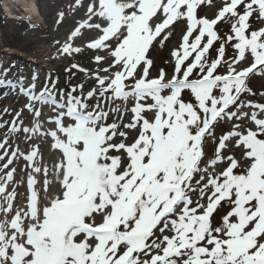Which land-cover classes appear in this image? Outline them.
<instances>
[{"label": "snow or ice", "instance_id": "1", "mask_svg": "<svg viewBox=\"0 0 264 264\" xmlns=\"http://www.w3.org/2000/svg\"><path fill=\"white\" fill-rule=\"evenodd\" d=\"M212 4L89 3L62 52H81L72 41L82 29L99 33L85 45L96 52L97 69H65L83 72L92 86L57 89L48 79L37 91L32 74L20 88L26 103L0 140V194L13 182L15 160L31 169L24 207L13 214L15 189L2 197L0 264H264V103L243 99L256 95L250 80L264 79V0H222L211 18L199 15ZM221 22L230 26L223 35ZM177 24L182 36L171 72L153 76L152 50ZM0 88L15 85L0 78ZM44 106L51 128L39 119ZM25 111L31 127L23 126ZM222 123L229 129L218 135ZM21 132L29 142L51 138L59 154L54 194L37 146L9 154L10 136ZM209 141L216 146L206 159ZM42 171L41 204L35 174Z\"/></svg>", "mask_w": 264, "mask_h": 264}, {"label": "rangeland", "instance_id": "2", "mask_svg": "<svg viewBox=\"0 0 264 264\" xmlns=\"http://www.w3.org/2000/svg\"><path fill=\"white\" fill-rule=\"evenodd\" d=\"M92 0H80V4L77 5L76 0H0V65H3L4 68H10L8 75L12 74L13 76L27 78V82L31 81L32 74H36L38 79L35 83L41 85L48 79L57 80L60 88L67 89L70 85H75L78 83H73L69 76H77L81 82H85V92L90 89L92 86V81L88 80L86 75L83 72L78 71L77 69H72L71 73L66 72L65 69L71 67L72 64H78L75 56L77 54H82L88 52L83 42H87L91 38L98 36V32L89 29H82L81 35L74 38L72 43L74 47H80L82 50L79 53H73L72 55L64 54L62 48L65 43H68V37L71 33V30L76 23L82 22L87 18L86 11L87 6L91 3ZM222 0H213L212 6H204L199 10L200 16H208L211 18L214 13L217 11L218 7L221 5ZM63 13L61 18L60 14ZM7 17L13 18L9 19ZM15 19V20H14ZM60 19L61 22L58 24L57 20ZM69 20V24L65 23L66 20ZM99 22V21H94ZM259 25L255 17L252 19L253 29L257 28ZM218 31L223 35L230 30V26L227 23L221 22L218 26ZM13 33H18L20 39L13 43L11 36ZM11 34V35H10ZM182 36V25L177 24L173 28V35L163 46L165 47L166 53L163 57H160L159 51L163 49L157 45L152 50V58L154 61V67L152 69V75H156L157 72L163 68L169 73L172 69V63L169 61L172 60L171 51L179 46ZM9 39V40H8ZM26 42L31 43L28 49H21L18 44H25ZM211 55L215 57V49L210 50ZM96 54L95 51L91 50V58ZM103 55V53H100ZM229 55H231V50H229ZM15 65V67H11ZM104 67V63H102ZM80 66V65H79ZM82 67V66H80ZM82 68L85 69H95L97 65L95 63H89ZM221 72L224 71L223 68L220 69ZM103 74V73H102ZM9 78V79H11ZM15 78V77H14ZM80 82V83H81ZM64 83V84H61ZM26 86L23 84L22 87ZM249 86L256 93L255 96H246L243 99L251 100L257 103H264V97L260 95L264 91V79L253 78L249 81ZM57 88V87H56ZM58 89V88H57ZM3 100L0 103V110L5 113L3 110L5 108L9 109L8 113H5L4 121L2 123V132L0 133V140L3 139V135L6 133L5 128L13 120L15 112L17 110L11 109L12 105L10 101ZM22 102L16 101V104L19 105V108L22 107ZM19 110V109H18ZM44 109L42 108V113ZM45 116H41L39 119L41 122L45 123L47 128H51L52 125L47 124ZM130 116V114H129ZM32 115L27 111L22 113L23 122H29ZM1 119V117H0ZM28 119V120H27ZM33 119V117H32ZM229 125L227 123H222L217 127V134L219 135L221 131H227ZM43 130V129H42ZM19 135H17L18 137ZM39 142V160L42 168L46 167L48 169L47 180L52 194L55 193L58 183L56 180L54 165L58 162L59 154L58 152L51 149V138L50 137H40L35 136ZM212 141H209L205 145L206 159L213 156L215 150V144ZM211 145H213L211 147ZM27 145H23V149H26ZM29 149V147H28ZM1 154V150H0ZM16 169L14 173L13 182H10L7 186L11 185L12 188H15L16 184L14 180L18 178L19 186H21L20 192L15 189L16 195L18 197L16 204L13 200V210L24 207L26 204V170L23 167L20 168V164L16 163L13 167ZM1 176L4 175V172L0 173ZM37 183L35 185L38 194L40 196L41 204L44 202V173L43 171L39 174H35ZM198 178V177H197ZM6 186V187H7ZM0 205L4 206V200L0 197ZM13 211V213H14ZM2 213V215H1ZM0 213V219H6L3 212ZM10 218V217H9Z\"/></svg>", "mask_w": 264, "mask_h": 264}, {"label": "bare ground", "instance_id": "3", "mask_svg": "<svg viewBox=\"0 0 264 264\" xmlns=\"http://www.w3.org/2000/svg\"><path fill=\"white\" fill-rule=\"evenodd\" d=\"M65 23L68 25L69 24V20L67 19L66 21H65ZM78 25V24H77ZM77 25H74V27L72 28V29H74ZM11 35V34H10ZM11 36H13L14 38L12 39V42L13 43H16L19 39H20V36H19V34L18 33H13ZM9 40V39H8ZM30 44L31 43H29V42H26L25 44H18L19 46H20V48L21 49H28L29 47H30ZM166 53V51H165V47H163V49H161L160 51H159V55H160V57H163L164 56V54ZM91 56V50L90 51H88V52H85V53H82V54H77L76 56H75V58H76V60H77V62H78V65H80V66H85V65H87V64H91V63H94L93 62V59L90 57ZM106 65V64H105ZM99 67H104L102 64L101 65H99ZM97 68H95V69H90V70H92V71H95ZM69 78H70V80L73 82V83H80L81 81L79 80V79H77V76L75 75V76H69ZM61 84H64V83H61ZM59 86V83L58 84H56V87H58ZM60 87V86H59ZM0 89H3V88H0ZM20 100V98H17V102ZM3 100L2 99H0V103L2 102ZM2 111L0 110V113H1ZM5 116V115H4ZM3 116V117H4ZM2 117V118H3ZM127 119L128 118H126V122H127ZM28 120V119H27ZM0 133H1V131H0ZM37 140V139H36ZM14 182L16 183V182H18V178L16 177V179L14 180Z\"/></svg>", "mask_w": 264, "mask_h": 264}]
</instances>
